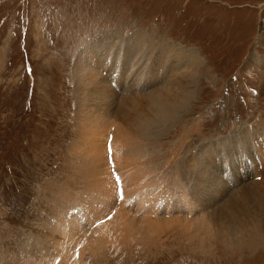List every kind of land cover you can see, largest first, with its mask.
I'll return each mask as SVG.
<instances>
[{"label":"rangeland","instance_id":"obj_1","mask_svg":"<svg viewBox=\"0 0 264 264\" xmlns=\"http://www.w3.org/2000/svg\"><path fill=\"white\" fill-rule=\"evenodd\" d=\"M166 53L175 76L198 61L195 93L116 159L122 100L169 86ZM82 69L114 95L111 130ZM203 159L216 187L199 202ZM123 213L128 234L70 264H264V0H0V264H63L55 228L78 224L87 241Z\"/></svg>","mask_w":264,"mask_h":264},{"label":"bare ground","instance_id":"obj_2","mask_svg":"<svg viewBox=\"0 0 264 264\" xmlns=\"http://www.w3.org/2000/svg\"><path fill=\"white\" fill-rule=\"evenodd\" d=\"M127 46H128L127 52L123 51V53L130 54L131 56L134 57L135 53H133V51L130 48L131 44L128 43ZM105 51L106 50H104V52ZM89 53L91 54V58L92 59L93 58H97V59L99 58L100 59L102 57L101 55H99V53H101V50L94 49V52H92L90 50ZM119 53H120V51L118 50L116 52V54H119ZM145 55H146V53L144 55L141 54L140 57H137V58L141 59V57H145ZM107 56H109V52H107ZM192 57L193 56H191L190 58H192ZM168 59L170 61L169 54L166 53V55H165V57L163 59V62H162V64H163L162 67L166 68L168 73H169L170 69L173 70V72L171 73L173 78L170 79V81H168L169 82V86L168 87H164L163 88L164 85H167V82H166L161 88H158V89L154 90L153 93L149 92L150 94L147 97L143 98V99L137 100V97H133L132 96V97H129V98H126V99L122 100V104L123 105L119 109V112H118L119 117L117 118L118 119V123H121L122 127L120 125V126H118V128L116 130L117 138H116V142H115V145H114L115 148H116L115 150H117L116 159H119V156L121 155L122 149L120 147L122 145H124L127 148V151L123 153V155H125V157L129 158L133 154L132 150H135V143H133V139L131 138V136L133 137V135L136 136V135L140 134L139 135V138H140V142L139 143L140 144L141 143H145L147 140H150L153 136H155V135H153V133L155 132L156 128L158 129L159 125L167 124L168 122L172 123L173 120L175 119V116L178 115L181 111L185 110L187 104L191 101V99H192V97H193V95L195 93V89H196L195 88L196 87V84H195L196 79H195L194 71H195V68H196V65H197L198 61L196 60V64L193 61H190L188 63V65L185 64L184 67H183V69L185 71L184 72H180L179 71L180 76H178V75L175 76V72L179 68V65L170 61L171 62L170 68H169V66H165L164 64L166 63V60H168ZM88 61H89V57H88ZM125 61H126V63H125L126 66H129L131 61H127V57H125ZM89 65L91 67H93V65L91 63H89ZM118 66L121 67V65H119V64H118ZM162 67H159L158 69H160ZM168 68H169V70H168ZM82 71H83V77L86 79L87 82H91L92 79H94V80L96 79V82H98V83L95 82L96 86L95 87L93 86V90L99 92L100 95H96L97 96L96 98H98V100H99V97H101V96L104 98V100L102 102H99V104L97 106V109H100V110H103V111L106 112L104 118L107 119L106 116H110V119H111L113 116H112V113L110 111L111 108H109V107L113 106V104H112L113 102L111 100V97H112L113 93L111 92L110 87L106 86L107 85L106 81L100 79L99 76L98 77L94 76L93 75L94 72H92V71L88 72L89 70L88 71H84L83 69H82ZM124 73H125L124 77L121 78L120 81H124L126 79V75L127 74H126V72H124ZM152 73H153V70H152ZM152 73H151V69H150V71L148 72V75H147V79H148L149 82L151 80L155 79V78H153L151 80L149 79V76H150V78H152L151 77ZM83 77H81V78L83 79ZM114 77L116 79L120 78V77H118L117 74H115ZM147 79H146V82H147ZM82 82H83V80H82ZM106 91L109 92V93H105ZM85 92H88L87 89L85 90ZM90 92H91V89H90ZM109 100H111V101H109ZM86 105H87V103H86ZM93 105H95V104H93ZM102 115H104V113ZM110 119H107V120L104 119V121H108V120L110 121V122L108 121L107 124H109V126H110L109 128L111 130V127L116 125V123L115 122L114 123L111 122ZM114 120H115V118L113 119V121ZM128 132L131 133L130 136H129ZM156 133H158V132H156ZM108 137H109V132L107 134V138ZM240 137H242V136H240ZM107 138H106V140H107ZM118 138H119V141H118ZM239 139H238V141H239ZM101 148H103V146ZM103 151L106 153V148L103 149L102 151H100L99 153H102ZM101 155H103V154H101ZM205 160H206L205 162H204V159L201 162L200 166H202V168L200 166H199V168H197L196 166L194 167V172L197 174V177H198V179H196V182L198 183V185L196 186V188L194 187L193 192L195 193V195H194L195 200H197L199 202H204V200H207V196H208L207 189L208 188H214V186H215L214 181H216L214 178H212L210 176L211 172H210V170H208V167H209L208 164H210L209 163V159H205ZM118 161L119 160H117L116 163L119 166V169L121 170L120 173L122 174V176H125L124 173H123L124 169L122 167V163L119 164ZM133 162H134V160H133ZM199 162L200 161H198L197 164ZM129 164H130V162H129ZM212 164L216 165L217 163L215 164V162L213 161ZM130 165L132 166V164H130ZM118 166H117V168H118ZM140 166H143V164H141ZM133 167H135V166H133ZM117 171H118V169H117ZM136 175H137L138 180H141L142 176L139 177L138 174H136ZM136 175H135V177H136ZM146 175H144V178H146ZM135 177H134V179H135ZM142 180H143V178H142ZM104 182H105L106 185L108 184L111 188H112V186H113V188L115 186L114 190H116V188H117V186L115 185L116 183H114V181L112 179H110L108 181H104ZM138 182L139 181H137V183L135 182L136 183L135 184L136 185L135 188L139 185ZM127 184H128L127 186L126 185L124 186V188H126V190L131 185L130 181ZM255 186H257V185H255ZM135 188H134V191H135ZM107 194H108V192H107ZM113 195L114 194H112V196ZM103 196H104V193H103ZM107 200L108 199H106V201ZM83 205H85V204H83ZM85 206H87V205H85ZM153 212H155V210ZM153 214H155V213H151L149 215L152 216ZM117 217H114L109 224L101 225V227H99V229L97 231L93 232V234L91 235L90 239H87V241L85 240V238H86V235L88 234V231H85L84 228L81 229L78 224L75 227H73V229H71L70 231H68V229H66L62 225L60 226V229L55 228L56 231L59 233L60 237L58 236L59 239L57 238L58 240H57V243H56V250H54V254L52 255V258H54V261H55V259L58 256H62L63 257V259H62L63 260L62 261L63 264H70V261H73L74 259H77V258L81 257L82 255L84 256L86 253L87 254L90 253V254H93V255H97L100 252V250L98 252L99 247H101L107 241L113 242L114 240H118L121 237H123L124 233L128 234L130 232L129 230H130L131 223L128 221L127 215L125 213L122 214L121 220H122L123 223H121V224L119 223ZM226 217L227 216H225V219H226ZM70 218H71V216H70ZM178 218H180V217L178 216ZM119 219H120V217H119ZM172 219H174V218H172ZM98 220H100V219H98ZM139 222L140 221H138V223ZM141 222H145V223H149V224H153L154 223L153 221H150L148 219L141 220ZM202 225L206 226L207 225V220L202 221ZM219 225L222 226V223H220ZM140 227H141V225H139V228ZM212 227H214V226H212ZM220 228H222V227H220ZM253 231L255 233V230H253ZM216 232H218V231H216ZM243 232H244L245 235L240 234V236L238 235L237 237H235L234 236L235 234L233 232L230 234V232L227 231L226 233H223V235L225 236L224 240H226L227 243H235V244L237 243V244L240 245V244H245V242H247L249 239L252 238L251 236L254 237V235H255V234L251 235V232H249V231L248 232L247 231H243ZM245 232H247L248 235H246ZM141 235H143V234H141ZM67 239H69L68 244H66V240ZM102 250H103V248H102Z\"/></svg>","mask_w":264,"mask_h":264}]
</instances>
